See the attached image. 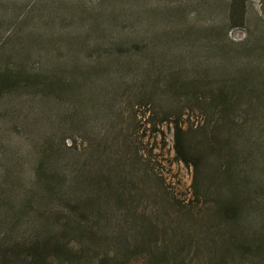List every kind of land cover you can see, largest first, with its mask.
Returning <instances> with one entry per match:
<instances>
[{
	"label": "trees",
	"instance_id": "16d2710c",
	"mask_svg": "<svg viewBox=\"0 0 264 264\" xmlns=\"http://www.w3.org/2000/svg\"><path fill=\"white\" fill-rule=\"evenodd\" d=\"M245 2L236 6L231 0L230 21L243 20ZM160 39L148 36L136 44L118 35L96 49L111 51L120 41L147 47ZM235 46L234 54L242 58L237 66H193L192 75L181 81L168 65L146 67L130 78L121 75L126 66L86 70V75L111 77L130 99L143 101L150 113L138 118L146 132L170 125L175 159L193 171L191 198L178 203L176 225L162 199L148 216L129 206L118 182L92 188L95 177L96 184L99 177H112L108 169L100 176L90 148L83 163L60 165L56 175L48 176L39 161L32 189L5 201L0 264H130L138 255L141 264H264V53H253L247 39ZM247 55L257 57L244 61ZM202 82L208 86L197 95ZM34 89L55 92L47 78L38 80L20 67L0 73V96ZM108 90L101 81L100 94ZM84 92L96 96L88 86ZM159 93L168 96L160 99ZM131 106L138 111L139 105ZM79 165L90 177L82 182Z\"/></svg>",
	"mask_w": 264,
	"mask_h": 264
},
{
	"label": "rangeland",
	"instance_id": "374dc122",
	"mask_svg": "<svg viewBox=\"0 0 264 264\" xmlns=\"http://www.w3.org/2000/svg\"><path fill=\"white\" fill-rule=\"evenodd\" d=\"M235 2L239 6L243 0ZM230 3L0 0V73H13L20 67L38 80L47 78L55 91H11L0 96V215L8 198H19L32 189L39 161L52 176L60 165L64 169L83 163L88 149L93 148L100 176L108 169L106 174L112 178L99 177L96 184L95 177L92 188L100 183L103 190L118 182L129 206L148 216L162 199L167 211L175 214L176 225L178 203L191 198L193 171L175 159L170 125L166 123L158 133L146 132L138 118L144 111L150 113L143 101L134 102L125 86L114 85L118 81L111 77L86 75V70L100 65L126 66L121 75L130 78L146 67L168 65L181 81L193 66L213 67L224 62L237 66L242 58L232 47L246 39L253 53H264V0H246L242 21L228 19ZM118 35L136 44L148 36L161 39L147 47L124 46L120 41L117 49H96ZM254 57L247 55L244 61ZM101 81L110 86L106 95L100 94ZM205 83L197 95L206 91ZM86 85L88 90L95 89L96 96L84 92ZM160 94L165 96L160 99L168 96ZM184 94L182 90L181 96ZM132 104L139 105L138 111L133 112ZM76 169L78 181L90 178L86 168L79 165ZM161 209L157 208L156 215ZM141 259L134 256L130 264H141Z\"/></svg>",
	"mask_w": 264,
	"mask_h": 264
}]
</instances>
